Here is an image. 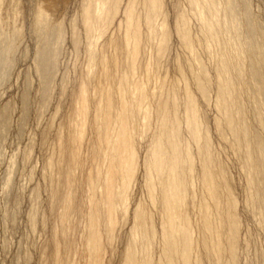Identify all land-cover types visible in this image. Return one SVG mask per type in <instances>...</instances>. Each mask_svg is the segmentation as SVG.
<instances>
[{
    "label": "rangeland",
    "instance_id": "rangeland-1",
    "mask_svg": "<svg viewBox=\"0 0 264 264\" xmlns=\"http://www.w3.org/2000/svg\"><path fill=\"white\" fill-rule=\"evenodd\" d=\"M231 1L237 31L227 26V0L213 11L208 0H158L155 11L148 0H107L104 25L96 10L88 32L84 9L94 0H0V264H124L129 250L137 264H164L162 178L152 166L156 148L171 150L164 119L178 129L185 199L177 212L191 235L189 264H264V90L251 76L253 67L264 74V0ZM41 51L50 57L45 72ZM227 83L233 93L224 100ZM107 101L112 132L125 120L134 162L131 177L114 170L109 210ZM206 155L215 200L203 185Z\"/></svg>",
    "mask_w": 264,
    "mask_h": 264
},
{
    "label": "bare ground",
    "instance_id": "bare-ground-1",
    "mask_svg": "<svg viewBox=\"0 0 264 264\" xmlns=\"http://www.w3.org/2000/svg\"><path fill=\"white\" fill-rule=\"evenodd\" d=\"M94 1L97 2V7L95 9L93 7L91 8V6H88L84 9V25L85 28L88 30V32H90L93 27V22H94L93 14L95 13L96 10L98 14L96 23H98L99 27H101L100 24L102 23L99 22L105 20L109 14V10L107 8H104L107 3L106 2L107 0H94ZM208 1L210 6L209 10L213 11L216 0H208ZM148 3L150 4V6H152V10L155 11L157 9L158 0H148ZM192 3H194V1H192ZM226 11L229 16V21L227 22V26H229L232 30L237 31L238 29L237 14L231 0H227ZM127 19L129 23L132 22L131 12L127 13ZM181 33L185 45L189 49L190 43H189L188 32L185 25L182 26ZM138 35H139L138 28L134 27L132 30V36L133 39L135 40V44L133 46V55L136 54V51L138 49V43H137ZM39 54L40 57H38V59L40 62V66L41 69L44 70L43 72H45V70L48 69L47 65L49 63L50 57L49 54L45 51L43 52L41 51V53ZM3 56L1 57L3 58ZM0 63H1L0 66L2 67L3 60L0 61ZM221 64L222 66L218 70L220 77L224 76L227 73V66L225 65V59L221 60ZM251 73H252L251 76L255 78L256 85L255 84L254 85L258 89L256 90L259 91L260 93H263L264 74L259 72L258 67H253ZM232 93H233V85L227 83V85H224L222 88H220L218 95L220 96V98L226 100L228 97L232 95ZM82 96L83 95L80 96V101L82 105L79 108V113L81 117L85 114V106H84V98H83L84 96L83 97ZM224 111H225V115L229 120V125L232 132L235 134L239 142L247 147L248 140H247L246 130L244 129L239 130L235 125H233L230 122L231 120L230 106L225 105ZM109 113H110V103L107 101L102 112L103 115H102L101 123L103 125L102 124L101 125L104 127L103 142L105 143L106 146L110 147V149H108L109 152L107 151L108 153L107 154L105 153L107 156L106 158L109 159V164H110L105 176V197L107 199L108 210L110 208L112 209L111 198L114 194L113 193L114 170H116V168L118 167L122 171L123 176L131 177L132 171L134 169L133 154L130 149L128 133L125 129V120L123 117L118 118V125H117L118 127L117 130L115 131L117 133L115 134V137L113 135L114 141L110 142V139L114 131L112 132V128L110 127L111 121L108 117ZM162 126L163 129L168 130L169 147L171 148V150L168 153L164 154L162 153L161 148L159 147L156 148L152 154L153 157L152 166L158 174H161V178H162V185L160 190H161V211H163L164 214V225H165V231H164L165 246L163 252L165 258L164 264H173V261L175 259L178 260L179 264H189L190 254H191V241H192L191 235L187 222L182 218L180 219V214L177 212L179 204L184 202L185 199L184 181L181 178V176L176 173V169L181 163L180 145L178 143V129L175 123H171L166 119L163 120ZM189 126L191 128L192 138L195 141H197L200 138V131L196 126L194 106L190 99H189ZM258 152H261L260 148H258ZM202 178H203V185L206 188L211 200H215L216 199L215 183L211 171V162L208 155L204 156ZM230 205H232V203ZM202 218H203L204 231L210 232L211 225L209 222V216L206 206L203 207ZM235 230H236L235 220H232L231 232ZM89 240L92 246V251L97 252L99 248V239L96 233L94 232V230L90 232ZM230 252L232 253V250H230ZM124 264H137V261L132 253V250L128 251L125 257Z\"/></svg>",
    "mask_w": 264,
    "mask_h": 264
}]
</instances>
